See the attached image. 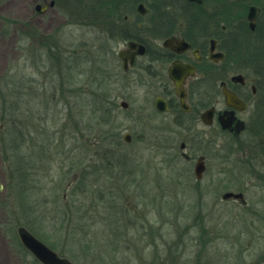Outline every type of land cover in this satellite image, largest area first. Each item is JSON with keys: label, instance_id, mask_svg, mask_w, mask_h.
I'll return each mask as SVG.
<instances>
[{"label": "rangeland", "instance_id": "374dc122", "mask_svg": "<svg viewBox=\"0 0 264 264\" xmlns=\"http://www.w3.org/2000/svg\"><path fill=\"white\" fill-rule=\"evenodd\" d=\"M131 1L120 10L133 16ZM34 2L0 0V264H40L18 225L73 264H264V225L219 199L243 189L251 200L241 150L222 135L216 160L214 132L189 141L209 155L197 183L172 157L186 132L154 113L148 83L120 72L121 40L51 10L41 24ZM102 91L103 116L85 104Z\"/></svg>", "mask_w": 264, "mask_h": 264}, {"label": "flooded vegetation", "instance_id": "af4514ba", "mask_svg": "<svg viewBox=\"0 0 264 264\" xmlns=\"http://www.w3.org/2000/svg\"><path fill=\"white\" fill-rule=\"evenodd\" d=\"M112 1L118 13L107 17L106 30L121 40L116 52L120 72L148 83L154 92V113L186 132L172 157L180 158L200 183L209 169V155L189 141L200 142L214 132L206 141L217 147L214 158L220 160L219 137L226 136L229 148L240 149L245 156L251 203L243 189H225L219 199L243 206L249 226L264 225V0H133V16L120 10L124 0ZM68 3L70 15L65 10ZM68 3L35 0L32 17L51 10L66 18L67 24L75 23L71 19L76 17L77 1ZM130 42L135 45L131 47ZM139 44L141 52H137ZM225 92L230 93L229 100ZM156 98H161L160 108L155 106ZM121 102L126 109L128 103L124 101L123 106ZM124 135L123 141L130 143L131 134ZM197 163L202 167L200 177L195 171ZM227 192L239 196L224 197ZM260 201L263 207L257 209ZM19 243L33 256L20 239Z\"/></svg>", "mask_w": 264, "mask_h": 264}, {"label": "water", "instance_id": "95a60500", "mask_svg": "<svg viewBox=\"0 0 264 264\" xmlns=\"http://www.w3.org/2000/svg\"><path fill=\"white\" fill-rule=\"evenodd\" d=\"M52 4V2H51ZM39 6V5H37ZM142 7V4L138 5V9ZM129 45L132 47L135 45L134 42H130ZM139 49L137 52H141L143 50V46L141 44L138 45ZM119 56L122 58V51L119 52ZM227 99H230V93L225 92ZM161 101V98H156L155 100V106L159 107V102ZM123 106L126 105L124 101L121 102ZM167 107L164 106L163 109H166ZM224 127V126H223ZM124 139L126 141L129 140V135L125 134ZM200 160V159H199ZM196 175L197 177H200L202 167L201 164L197 163L195 167ZM1 188V185H0ZM230 195H234L230 192H227L224 194V197H228ZM234 196H239V194H235ZM17 234L21 241V243L33 254V256L40 261L42 264H73L69 259L63 256H59L55 251H53L51 248H49L46 244L41 242L39 239H37L32 233H30L26 228L23 226H19L17 228ZM148 264V263H146Z\"/></svg>", "mask_w": 264, "mask_h": 264}, {"label": "trees", "instance_id": "16d2710c", "mask_svg": "<svg viewBox=\"0 0 264 264\" xmlns=\"http://www.w3.org/2000/svg\"><path fill=\"white\" fill-rule=\"evenodd\" d=\"M63 3V6L65 4V2L68 3L69 0H60ZM99 1L97 7L94 8V6H88L87 8H83L81 5H78L77 3V7H76V17L78 18H86L88 19V23H90L93 26H101L104 29V32L106 31V33L109 34V32H107L106 30V21L108 20L107 17L112 16V14H117L118 13V9L115 7V3L112 0H97ZM66 8L65 10L67 11V14H69V12L71 11V7L70 4H66ZM25 22H23L24 24ZM110 35V34H109ZM109 37V36H108ZM107 37V38H108ZM103 89V88H101ZM99 99H95L94 100V105L90 102L89 98L85 99L86 105H92L95 107V110H92L93 114H97L100 113L101 116H103L104 114H109L111 111L110 107H106L103 103L102 100H104L103 98H105V91H102L100 93V95L98 96ZM100 106H103V108H100ZM99 115V114H98ZM24 145V144H23ZM19 147V143H15L14 146H8L6 145V150H14V149H18ZM4 149V147H3ZM5 151V149H4ZM6 152V151H5ZM23 173V172H22Z\"/></svg>", "mask_w": 264, "mask_h": 264}, {"label": "bare ground", "instance_id": "6f19581e", "mask_svg": "<svg viewBox=\"0 0 264 264\" xmlns=\"http://www.w3.org/2000/svg\"><path fill=\"white\" fill-rule=\"evenodd\" d=\"M25 228V227H24Z\"/></svg>", "mask_w": 264, "mask_h": 264}]
</instances>
